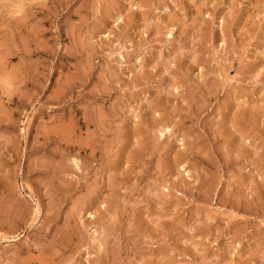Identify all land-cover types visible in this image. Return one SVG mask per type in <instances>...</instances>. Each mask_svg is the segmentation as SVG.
I'll return each instance as SVG.
<instances>
[{"label":"rangeland","instance_id":"rangeland-1","mask_svg":"<svg viewBox=\"0 0 264 264\" xmlns=\"http://www.w3.org/2000/svg\"><path fill=\"white\" fill-rule=\"evenodd\" d=\"M0 264H264V0H0Z\"/></svg>","mask_w":264,"mask_h":264},{"label":"bare ground","instance_id":"bare-ground-1","mask_svg":"<svg viewBox=\"0 0 264 264\" xmlns=\"http://www.w3.org/2000/svg\"><path fill=\"white\" fill-rule=\"evenodd\" d=\"M60 132V131H59ZM104 135V134H103ZM81 140V139H80ZM78 143V142H77ZM82 145V144H81Z\"/></svg>","mask_w":264,"mask_h":264}]
</instances>
